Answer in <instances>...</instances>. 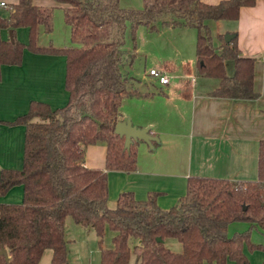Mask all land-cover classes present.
Instances as JSON below:
<instances>
[{"label":"trees","instance_id":"obj_1","mask_svg":"<svg viewBox=\"0 0 264 264\" xmlns=\"http://www.w3.org/2000/svg\"><path fill=\"white\" fill-rule=\"evenodd\" d=\"M64 12L71 42L78 46L56 47L37 43V27L51 30L50 7L32 0H17L6 16L0 13V66L20 64L24 48L37 53L65 57L64 85L67 100L51 108L32 100L28 110L12 122L24 125L20 168L0 171V195L14 185L22 187L21 201L0 202V264H37L46 248L52 250L50 264H69L65 219L91 229L97 237L98 264H248L242 244L248 231L226 234L230 221L264 225V138L258 141L257 177L230 181L224 178L188 176L185 190L168 208L155 203V192L136 199L121 191L113 206L106 205L107 170L135 168L136 142L125 148L122 137L113 133L122 97L145 95L132 84L139 79L124 76L123 34L127 27L142 25L156 30L155 21L171 27L195 30L196 72L218 79L213 96L253 98V58L238 54L234 35L225 42L214 37L208 20L235 19L238 8L255 0H142L140 8L126 9L118 0H54ZM28 29L26 43L15 38L17 27ZM10 29L3 38L1 30ZM232 61V73L224 71V60ZM103 141L104 168L83 165L86 144ZM156 144V143H154ZM111 232L108 246H101L104 230ZM180 244L178 251L164 244L165 238ZM158 238V239H157ZM250 248L260 244L248 243Z\"/></svg>","mask_w":264,"mask_h":264},{"label":"crops","instance_id":"obj_2","mask_svg":"<svg viewBox=\"0 0 264 264\" xmlns=\"http://www.w3.org/2000/svg\"><path fill=\"white\" fill-rule=\"evenodd\" d=\"M16 1L0 0L4 2V5H0V13L6 16L9 6ZM32 1L39 6H59L54 0ZM200 1L214 4L219 0ZM118 4L126 9H136L141 7L142 0H118ZM207 25L214 46L219 44L214 37L216 34L233 33L238 54L253 58L252 90L256 96L232 98L211 95L218 79L197 73L194 62H183L179 66L172 61L159 64L156 68L150 67L167 76V82L160 84L150 77L152 82H157V86L144 90L147 94L122 97L118 106V120L128 118L137 127L148 125V132L155 135L158 141L156 144L153 142L150 149L137 140L133 170L106 171L107 206L114 205L119 192L128 190L136 199H144L148 193L155 192L156 205L168 208L184 193L188 176L230 181L256 179L258 141L264 138V0L240 6L235 19L208 20ZM38 31L39 25L37 37ZM14 35L26 43L28 29L19 26ZM1 36L8 37V29L1 30ZM61 55L37 53L24 48L20 64L0 66V171L22 165L25 128L23 124L12 121L28 110L30 101H43L51 108L65 104V57ZM232 70V61L224 60L225 73L230 75ZM143 81L144 78L138 83ZM152 82L149 84L152 85ZM104 149L103 141L86 144L82 154L83 165L104 168ZM21 198L22 187L14 185L0 195V202L16 203ZM70 220H67L68 224L65 221V226L84 228ZM247 223L264 231V225ZM70 231L68 237L65 227L67 249L74 240ZM226 234L230 235L227 230ZM86 238L87 235L80 233L75 246L79 247ZM243 247L242 244V253L246 257ZM176 249H180V244L176 245ZM75 252H67V256L68 253L71 255V258L68 257L69 264H98L97 244L86 251ZM51 256L52 250L44 249L37 264H50ZM225 264L236 263L226 260ZM253 264H264V249L263 253L254 257Z\"/></svg>","mask_w":264,"mask_h":264},{"label":"rangeland","instance_id":"obj_3","mask_svg":"<svg viewBox=\"0 0 264 264\" xmlns=\"http://www.w3.org/2000/svg\"><path fill=\"white\" fill-rule=\"evenodd\" d=\"M49 7L51 9V30L50 32H46L43 26L39 25V34L37 37L38 44L46 46L51 44L52 46L56 47L78 46V42H71L70 40L69 28L64 19L63 9L59 6ZM1 8L2 10H5L3 7ZM155 28L156 30H147L144 26L138 25L133 29L132 32H130L129 27H127L123 34L122 49L124 51V59L120 63V72L124 76L134 77L140 81L142 78H144L143 83L132 84V86L135 88H139L140 92H144V90L152 88L153 85L157 86V82H152L150 79L151 76L148 77L146 75V72L150 67L156 68L155 66H159V64H169L172 61L177 62L179 66L183 62H194V28L189 26H176L167 28L161 24V18L156 19ZM151 82L152 85L149 84ZM66 219L69 221L70 217L67 216ZM66 219L65 221L68 224L69 222H67ZM65 227L67 228V236L69 237L70 231H68V229H72L70 234H72L74 238L72 244H68V252H75V250H77V252L78 250L83 252L86 251L90 246L93 247L97 244V237L96 239L94 238L95 234L91 229H79L77 226L69 227L68 225ZM226 230L230 235L235 232L247 230L248 241L259 242L261 244L260 247L250 248L248 244L243 243L246 257L248 261L251 260V264L254 263V257L263 253L264 231L249 226V224L243 220L230 221L226 225ZM80 233L87 235V238L85 242H81V245L78 247L75 245L78 244L76 241L78 240L77 238L80 236ZM110 235V230L105 229L101 240V246L105 247L109 245ZM164 244L169 249L177 251L176 245L179 243L174 238L168 237L165 239ZM68 257L71 258L69 253ZM133 259L134 256L131 255L128 260V264H133Z\"/></svg>","mask_w":264,"mask_h":264},{"label":"water","instance_id":"obj_4","mask_svg":"<svg viewBox=\"0 0 264 264\" xmlns=\"http://www.w3.org/2000/svg\"><path fill=\"white\" fill-rule=\"evenodd\" d=\"M8 35L9 37H11L10 29L8 30ZM232 37L233 33L226 32L222 34V39L225 42H228ZM112 131L117 136L122 137V145L125 148L129 145L131 141L140 140L144 142L148 148L151 149L153 146V142L156 143L158 141L155 135H152L148 132V125L137 127L133 125L128 118L115 121ZM0 255H3L5 258L7 257V251L5 248H0Z\"/></svg>","mask_w":264,"mask_h":264},{"label":"built area","instance_id":"obj_5","mask_svg":"<svg viewBox=\"0 0 264 264\" xmlns=\"http://www.w3.org/2000/svg\"><path fill=\"white\" fill-rule=\"evenodd\" d=\"M0 5H4V2H0ZM146 74L156 79L157 82L160 84H164L167 82V76L161 74L158 70L154 68H149Z\"/></svg>","mask_w":264,"mask_h":264}]
</instances>
